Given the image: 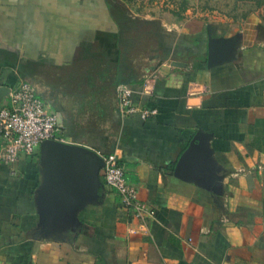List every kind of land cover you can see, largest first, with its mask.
Wrapping results in <instances>:
<instances>
[{
	"label": "crops",
	"instance_id": "0c3cea01",
	"mask_svg": "<svg viewBox=\"0 0 264 264\" xmlns=\"http://www.w3.org/2000/svg\"><path fill=\"white\" fill-rule=\"evenodd\" d=\"M212 2L0 0V85L31 84L64 143L114 153L154 211L146 234L129 236L103 186L69 242L33 240L37 149L0 164V264H264V10ZM208 25L213 38L238 36L231 61L207 66ZM119 84L156 115L119 118ZM197 131L210 136L223 197L172 175Z\"/></svg>",
	"mask_w": 264,
	"mask_h": 264
},
{
	"label": "water",
	"instance_id": "95a60500",
	"mask_svg": "<svg viewBox=\"0 0 264 264\" xmlns=\"http://www.w3.org/2000/svg\"><path fill=\"white\" fill-rule=\"evenodd\" d=\"M207 26V66L231 61L238 48V36L212 37ZM0 85V104L9 93ZM210 136L197 131L178 157L172 175L178 180L223 197L221 167L214 161ZM38 184L33 192L37 221L31 238L37 241L69 242L81 230L78 214L97 206L103 198L99 171L103 162L98 153L77 145L46 140L38 145Z\"/></svg>",
	"mask_w": 264,
	"mask_h": 264
},
{
	"label": "built area",
	"instance_id": "2783aa9c",
	"mask_svg": "<svg viewBox=\"0 0 264 264\" xmlns=\"http://www.w3.org/2000/svg\"><path fill=\"white\" fill-rule=\"evenodd\" d=\"M156 75H145L140 89L143 95L150 92ZM130 87L115 86L116 113L119 118L135 115L146 121L156 115V110L133 102ZM7 105L0 106V164L13 165L20 155L30 156L42 141L52 140L64 143L60 137L58 119L55 113L47 112L35 90L24 81L10 88L5 98ZM56 135L59 136L56 139ZM99 155V154H98ZM103 167L99 171L100 181L117 197L118 207L126 217V233L129 236L144 235L147 221L154 218V211L137 199L136 188L129 185L114 153L99 155Z\"/></svg>",
	"mask_w": 264,
	"mask_h": 264
},
{
	"label": "rangeland",
	"instance_id": "374dc122",
	"mask_svg": "<svg viewBox=\"0 0 264 264\" xmlns=\"http://www.w3.org/2000/svg\"><path fill=\"white\" fill-rule=\"evenodd\" d=\"M224 3H225V7H226L227 5H229L228 3L226 4V0H220L219 6H218V0H215V2H212V3H208V4H206L205 7L208 8V9H210V10H212V9H218V8L223 9L222 6L224 5ZM237 8H238L240 11H242L243 13H244V11H245L246 9H248L247 6H243V7H240V8L237 6ZM222 13H223V12H222ZM4 105H5V106L7 105V100H6V99H3V100L1 101V104H0V106H4ZM55 138L58 139L59 136L56 135Z\"/></svg>",
	"mask_w": 264,
	"mask_h": 264
},
{
	"label": "trees",
	"instance_id": "16d2710c",
	"mask_svg": "<svg viewBox=\"0 0 264 264\" xmlns=\"http://www.w3.org/2000/svg\"><path fill=\"white\" fill-rule=\"evenodd\" d=\"M236 1H249L253 2L255 6L261 7L264 10V0H236ZM172 170V167H170V171Z\"/></svg>",
	"mask_w": 264,
	"mask_h": 264
}]
</instances>
